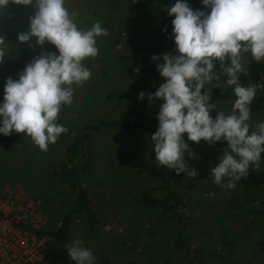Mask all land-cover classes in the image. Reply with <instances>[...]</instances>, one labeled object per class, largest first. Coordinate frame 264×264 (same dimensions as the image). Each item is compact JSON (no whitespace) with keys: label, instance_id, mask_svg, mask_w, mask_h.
<instances>
[{"label":"rangeland","instance_id":"rangeland-1","mask_svg":"<svg viewBox=\"0 0 264 264\" xmlns=\"http://www.w3.org/2000/svg\"><path fill=\"white\" fill-rule=\"evenodd\" d=\"M66 6L78 13L76 23L81 29L88 30L100 22L108 30L107 36L97 38L98 56L84 61V66L91 71V78L79 87L73 85V102L64 106L68 120L77 125L128 117L122 93L126 83L138 72L134 71L137 67L127 53L124 41L131 37L132 31L141 37L147 36L145 30L151 21L159 22L155 8H147L138 0H66ZM202 11L210 14V10ZM34 12L33 5H17L11 0L7 7L0 9V37L7 44L5 58L0 62V104L4 102L7 79L18 80L26 67L18 60L15 43L25 47L31 61L42 53L59 55L54 45L48 42L39 45L35 37L27 42L19 41L18 35L28 32ZM154 47V56L161 58L153 60L151 57L150 64L157 66L163 60L160 50ZM216 88L210 89L209 103L217 105L213 118L220 110L225 114L232 110L230 101L218 103L214 100ZM157 89L150 93L154 94ZM151 103L148 94L140 100V107L146 112L145 121L138 129L129 132L102 128L87 130L84 150L91 167L83 177L82 185L98 223L88 230L84 215L72 213L64 248L79 239L95 257L104 255L109 264L264 262V249L259 246L264 219L250 213L259 205L249 202L232 208L227 206L221 199L226 187L217 185L210 172L220 162L226 141L209 145L201 140L197 144L184 134L185 142L194 153L193 157L186 153L185 161L198 171V175L192 179L186 173L177 175L175 172L171 186L182 200L180 210L187 237L178 234V225L169 214L151 210L141 202L140 192L149 190L156 183V160L151 141L156 131L146 130V126L150 127L148 121L153 119ZM250 108L253 127L264 122V88L258 89ZM60 120L57 123L60 124ZM0 124L2 126V117ZM74 133L61 135L47 151H40L23 133L13 132L18 137L15 140L0 138V191L21 208L31 205L21 226L43 240L45 253L40 264H70L58 258L59 248L44 232L58 226L72 204L70 189L52 171L71 158L68 147ZM253 169L264 173V153L260 167ZM150 194L160 195L155 191ZM177 240L179 246L175 244Z\"/></svg>","mask_w":264,"mask_h":264},{"label":"clouds","instance_id":"clouds-1","mask_svg":"<svg viewBox=\"0 0 264 264\" xmlns=\"http://www.w3.org/2000/svg\"><path fill=\"white\" fill-rule=\"evenodd\" d=\"M9 2L0 0V9ZM202 2L210 8V14L194 11L183 0L167 9L169 16H175L172 31L178 55L163 54V63L157 64V71L166 82L154 94H148L150 103L164 101L157 117L159 127L151 141L160 166L175 170L177 175L186 173L192 179L198 171L185 161L186 153L189 157L194 153L184 134L197 144L201 140L209 145L226 141L220 162L210 172L217 185L232 189L237 181L249 175L250 168L260 167L264 153V122L254 127L250 123V105L264 83L244 86L241 82V75H250L244 66L246 54L256 62L264 61V0ZM11 3L35 7L29 30L18 35L19 41L35 37L39 45L46 42L54 45L59 55L42 53L25 67L18 80L7 79L4 102L0 104V133L4 136L23 133L40 151H47L50 144L67 132L65 126L57 123L61 109L72 104L73 85L79 87L91 78L84 61L98 56L97 38L107 36L108 30L100 22L88 30L78 27V13L69 10L66 0H11ZM6 52L7 44L0 37V62ZM222 75L227 76L226 81L221 80ZM225 85L233 87L232 110L229 114L220 110L213 118L211 113L217 105L209 103L210 89ZM144 98L145 93L141 92L139 99ZM66 250L74 264H96V257L79 239L67 244Z\"/></svg>","mask_w":264,"mask_h":264},{"label":"trees","instance_id":"trees-1","mask_svg":"<svg viewBox=\"0 0 264 264\" xmlns=\"http://www.w3.org/2000/svg\"><path fill=\"white\" fill-rule=\"evenodd\" d=\"M138 2L147 8L154 7L155 13H157L160 18L159 22H156L154 19L151 21V25L153 24L154 26L150 25L145 30L146 37H141L135 33L133 34L132 31L131 37L124 41L128 50L127 53L131 56L137 69H139L138 73L132 76L126 83L125 91L122 93V102L127 107L129 116L126 118L108 120L99 119L96 123H79L75 125L72 121L68 120L64 106L61 109L60 124L67 128V132L62 135L68 136L72 132L75 133L68 147V153L71 155V158L68 160V163L53 169L52 173L56 178L60 179L68 186L73 198L70 209L62 216L59 225L45 231L44 234L48 235L59 248L58 258L62 262L74 264L69 258L66 248H64L65 240L69 234L68 228L71 214L79 213L84 215L85 226L88 230H92L94 225L98 223L95 213L89 208L87 192L82 185V179L89 172L91 167L84 150L87 130L102 128L118 129L120 131L129 132L143 125L142 123L145 121L143 116L146 111L140 107L139 94L144 92L145 95H147L166 82L165 78L157 71V66L150 64L151 57L154 56V46L160 50L162 56L166 53L178 55L175 37L172 31V20L175 19V16H169L167 11L177 0H138ZM183 2L187 3L194 11L210 10V8L203 5L202 0H183ZM165 27H167V31H164ZM14 50L22 65L27 66L31 62L27 50L21 43H15ZM244 59L246 60L245 67L248 69L250 75L247 77L241 75L242 84L248 86L251 83H264V61L256 62L252 59L250 54H246ZM216 71L219 73V67H217ZM221 80L226 81L227 76L222 75ZM214 93L215 101L218 103L230 101L232 109L235 100L233 87L227 85H225V87H217ZM161 105L160 100H156L155 102L152 101L150 113L153 119L148 121L150 127L146 126L147 131H152V129L157 131L159 127L157 117ZM212 114L213 111L211 115ZM148 128H150V130ZM0 138L10 140L18 139L14 134L4 136L2 133H0ZM155 162L154 178L156 183L149 190L140 192L139 198L147 208L161 211L163 214H169L178 225V234L187 237L185 235L184 217L180 210L182 200L171 186V179L175 171L160 166L157 161ZM150 191L158 192L160 195H151ZM221 199L231 208L249 202L257 203L259 207L251 210L250 213L264 219V173L257 172L253 168H250L249 175L246 178L237 181L234 188H226V190L221 193ZM262 229V239L260 240L259 246L264 249V225ZM183 240L185 242L187 241L185 238ZM175 244L179 246V240L175 241ZM96 264L109 263L104 255L98 254L96 256ZM188 264H195V262L191 261ZM258 264H264V262Z\"/></svg>","mask_w":264,"mask_h":264},{"label":"built area","instance_id":"built-area-1","mask_svg":"<svg viewBox=\"0 0 264 264\" xmlns=\"http://www.w3.org/2000/svg\"><path fill=\"white\" fill-rule=\"evenodd\" d=\"M0 191V264H40L44 258L43 240L21 226L27 210Z\"/></svg>","mask_w":264,"mask_h":264}]
</instances>
